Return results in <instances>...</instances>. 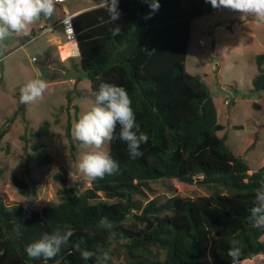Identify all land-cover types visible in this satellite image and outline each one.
<instances>
[{"label": "trees", "instance_id": "obj_1", "mask_svg": "<svg viewBox=\"0 0 264 264\" xmlns=\"http://www.w3.org/2000/svg\"><path fill=\"white\" fill-rule=\"evenodd\" d=\"M151 2L118 0L116 22L102 6L73 19L79 71L90 81L94 98L102 82L127 90L136 122L149 137L140 147L143 155L132 159L127 144L117 138L109 144L119 164L116 174L85 191L69 187L57 174L55 179L64 183L57 203L41 211L11 203L0 191V264H96L95 257L81 259L76 244L100 255L119 243L126 248L127 264H231V241H238V262L264 254V229L248 221L264 166L250 174L246 161L219 135L224 128L208 85L186 70L193 21L223 7L207 0H157L159 10L146 18ZM116 23L121 32L114 37ZM255 63L252 91L259 94L264 92V54ZM50 125L45 122L34 136L45 137ZM119 131L117 126V137ZM37 162L50 163L51 157L40 152ZM162 181L206 195L154 200L135 214L141 207L134 196ZM14 182L27 196L26 178ZM102 217L112 229L97 227ZM57 227L74 230L69 245L54 259H30L26 246Z\"/></svg>", "mask_w": 264, "mask_h": 264}, {"label": "rangeland", "instance_id": "obj_2", "mask_svg": "<svg viewBox=\"0 0 264 264\" xmlns=\"http://www.w3.org/2000/svg\"><path fill=\"white\" fill-rule=\"evenodd\" d=\"M100 3L103 0H67L66 6L75 10ZM56 8L52 19L47 20L49 23L62 15V8ZM233 13L222 8L193 21L186 70L208 85L224 128L219 135L226 137L236 155L246 161L251 174L264 166V92L252 91L257 76L255 59L264 54V23L247 19L232 30L233 25L227 27L232 23ZM40 22L33 24L31 31ZM218 24L226 28H217ZM57 35L62 36V31ZM49 37L50 34L36 40L30 34L11 39L7 41V58L0 60V191L8 195L11 203L16 201L26 209L38 211L57 203V192L64 186L63 181L55 179L57 174L66 177L69 187L79 191L90 188L76 167L82 149L72 140L71 128L93 106L95 98L90 81L79 71L78 58L66 61L62 67L55 50L49 51L50 59L43 55ZM35 78L48 83L43 98L33 104L20 103V88ZM45 122L51 124L49 133L35 137L34 133ZM105 148L109 151V144ZM40 152L49 154L51 162L39 165ZM23 178L28 184L27 196L20 193L14 182ZM203 195L206 194L186 193L180 184L172 181L152 183L144 195L134 196L141 207L135 214H141L154 200L162 203L173 196ZM108 251L112 257L108 264L128 263L126 248L119 243L112 244ZM237 264H264V254Z\"/></svg>", "mask_w": 264, "mask_h": 264}, {"label": "clouds", "instance_id": "obj_3", "mask_svg": "<svg viewBox=\"0 0 264 264\" xmlns=\"http://www.w3.org/2000/svg\"><path fill=\"white\" fill-rule=\"evenodd\" d=\"M58 0H0V60L7 58V41L31 34V26L41 19L50 20L57 11ZM148 2V0H145ZM214 8H227L239 12L244 16H253L257 22L264 23V0H207ZM102 7L107 11L110 22L120 19L118 0H103ZM151 12L148 17L159 10L157 0L149 3ZM72 33V29H67ZM120 26L111 29L112 35L118 36ZM150 54H154L149 52ZM48 83L42 78L28 80L21 88L19 101L22 104H33L43 98ZM93 106L84 112L73 123L71 138L78 142L82 154L77 163V170L88 184L111 176L119 171V164L106 150L105 145L117 138L127 144V150L132 159L143 155L140 151L142 144L148 142V135L140 130L132 107V100L127 90L115 84L102 82L95 92ZM119 126L117 137L116 130ZM71 175V173H70ZM249 223L254 228L264 229V180L260 187L255 189V199L250 208ZM98 228L112 229L113 224L107 217H102L97 224ZM74 235L71 228H55L52 232H45L41 238L26 246L25 251L30 259L43 258L45 261L54 259L63 247H67L70 238ZM93 235V233H89ZM81 259L88 261L95 257L96 264H106L112 259L110 251H103L96 255L93 251L81 250L75 245ZM238 241H231L227 255L231 264L239 260Z\"/></svg>", "mask_w": 264, "mask_h": 264}, {"label": "crops", "instance_id": "obj_4", "mask_svg": "<svg viewBox=\"0 0 264 264\" xmlns=\"http://www.w3.org/2000/svg\"><path fill=\"white\" fill-rule=\"evenodd\" d=\"M66 2L67 0L65 1L64 4H61V5H56V6H60L62 8V15L60 17V19L54 21L53 23H49L47 20L45 19H41V22L39 23V25L33 29L31 31V34L34 36V38L36 40H39L40 37L42 36H46L48 34H50L51 37L48 38L47 42H46V53L44 52L43 55L47 56L48 59H50L48 53L49 51L51 50H55V52L58 53L59 55V58H60V64L62 67H64V63L72 58H78V57H67V51H66V36L64 34V31L62 29L61 26H59L61 20L63 19V17L65 16V14L68 12V13H73L75 15H78L80 13H83V12H86V11H89V10H92L94 8H97V7H100L102 6L103 3H100L94 7H86L84 9H75V10H72L71 7H67L66 6ZM215 14V13H214ZM213 15V14H212ZM209 16V15H208ZM245 18V19H244ZM247 19H256V18H251V17H248L247 15H245L244 17H242V15L239 13V12H235L233 13L232 15V18H231V25H229L227 28H229L230 26L233 27L232 30H235V28L237 27H240L241 24L243 22H245ZM193 25V23H192ZM233 25V26H232ZM42 28H45L47 29L46 32H42ZM217 28H222V29H225L226 27H222L221 25H217ZM192 29V28H191ZM60 32L62 31L63 35H57V32ZM234 32V31H233ZM79 62V61H78ZM77 61H75L74 63L77 64L78 63ZM72 82H74L75 84L79 83V81L76 82V80L72 79L71 80Z\"/></svg>", "mask_w": 264, "mask_h": 264}, {"label": "built area", "instance_id": "obj_5", "mask_svg": "<svg viewBox=\"0 0 264 264\" xmlns=\"http://www.w3.org/2000/svg\"><path fill=\"white\" fill-rule=\"evenodd\" d=\"M66 0H58L57 5L64 4ZM76 15L73 13H66L63 19L61 20L59 26L62 27L64 34L66 36V50L71 57H79V46L77 41V36L74 29L73 19ZM72 29V33H69L67 29ZM47 29L42 28V32H46ZM202 43V42H200ZM76 53V54H75Z\"/></svg>", "mask_w": 264, "mask_h": 264}, {"label": "water", "instance_id": "obj_6", "mask_svg": "<svg viewBox=\"0 0 264 264\" xmlns=\"http://www.w3.org/2000/svg\"><path fill=\"white\" fill-rule=\"evenodd\" d=\"M80 54H81V53H80V49H79V56H80Z\"/></svg>", "mask_w": 264, "mask_h": 264}]
</instances>
